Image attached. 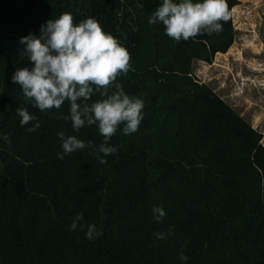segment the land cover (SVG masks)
Wrapping results in <instances>:
<instances>
[{
    "label": "trees",
    "instance_id": "obj_1",
    "mask_svg": "<svg viewBox=\"0 0 264 264\" xmlns=\"http://www.w3.org/2000/svg\"><path fill=\"white\" fill-rule=\"evenodd\" d=\"M161 3L0 0V264H264L262 134L194 73L195 62L213 63L234 43L239 0H226L221 32L179 42L148 23ZM64 12L74 24L94 17L120 40L131 67L116 82L145 103L138 131L124 135L121 124L106 163L96 158V125L74 132L67 102L40 112L12 82L18 68L33 67L20 38ZM17 107L37 120L21 126ZM59 132L93 147L64 154ZM156 206L166 212L160 222ZM88 224L99 233L93 240Z\"/></svg>",
    "mask_w": 264,
    "mask_h": 264
},
{
    "label": "clouds",
    "instance_id": "obj_2",
    "mask_svg": "<svg viewBox=\"0 0 264 264\" xmlns=\"http://www.w3.org/2000/svg\"><path fill=\"white\" fill-rule=\"evenodd\" d=\"M227 9L226 0H162L148 23L162 24L165 34L176 42L188 41L198 35L221 32L220 22L229 19ZM19 42L25 45L24 53L33 64L31 69L18 68L12 76V82L21 87L25 102H31L40 112L59 110L67 102L70 116L64 118H70L74 132L85 126L98 127L103 142L96 158L106 163L104 157L118 151V146H111L109 142L119 126L123 124V134L130 135L138 131L143 120L144 100L127 94L116 82L130 70L128 49L118 38L105 32L96 18L89 17L74 24L71 12L47 20L41 25L39 35L30 33ZM111 88L115 90L110 91ZM96 94L100 99L93 101ZM16 112L21 126L37 120L28 107H17ZM39 127L37 122L28 131ZM57 135L64 154L93 147L92 141L81 140L76 135L65 136L64 132ZM3 139L11 143L8 136ZM58 158L63 160L64 155ZM153 214L160 222L166 212L163 206H156ZM82 219L83 214H77L71 230H76ZM98 235L95 224H88L86 237L93 240ZM156 236L166 239L167 233L158 232ZM180 258L187 260L183 254Z\"/></svg>",
    "mask_w": 264,
    "mask_h": 264
},
{
    "label": "rangeland",
    "instance_id": "obj_3",
    "mask_svg": "<svg viewBox=\"0 0 264 264\" xmlns=\"http://www.w3.org/2000/svg\"><path fill=\"white\" fill-rule=\"evenodd\" d=\"M232 15L234 43L213 63L195 62L194 73L262 134L256 151L264 161V0H239Z\"/></svg>",
    "mask_w": 264,
    "mask_h": 264
},
{
    "label": "bare ground",
    "instance_id": "obj_4",
    "mask_svg": "<svg viewBox=\"0 0 264 264\" xmlns=\"http://www.w3.org/2000/svg\"><path fill=\"white\" fill-rule=\"evenodd\" d=\"M236 7V5L233 7V9ZM238 7V6H237ZM220 54H222L221 52H219Z\"/></svg>",
    "mask_w": 264,
    "mask_h": 264
}]
</instances>
